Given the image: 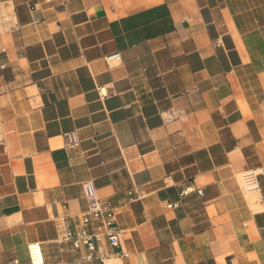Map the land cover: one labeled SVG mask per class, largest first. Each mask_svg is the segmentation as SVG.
Instances as JSON below:
<instances>
[{
    "label": "crops",
    "instance_id": "obj_1",
    "mask_svg": "<svg viewBox=\"0 0 264 264\" xmlns=\"http://www.w3.org/2000/svg\"><path fill=\"white\" fill-rule=\"evenodd\" d=\"M89 181L121 244L84 263L59 241ZM32 244L44 264H264V0H0V264Z\"/></svg>",
    "mask_w": 264,
    "mask_h": 264
},
{
    "label": "built area",
    "instance_id": "obj_2",
    "mask_svg": "<svg viewBox=\"0 0 264 264\" xmlns=\"http://www.w3.org/2000/svg\"><path fill=\"white\" fill-rule=\"evenodd\" d=\"M99 92L105 95L103 88ZM65 139L67 147H75L78 145V139L75 133L65 135ZM262 175V171L260 170H248L244 172L241 175L244 191L246 193H260V178ZM83 193L88 208L81 214L78 228L75 230L67 229L59 243H68L74 251L82 252L79 256L81 262L101 261L102 258L99 253L104 244L112 247H119L121 244V232L116 223L117 208L99 198L97 189L92 181L84 184ZM132 200L130 199V201ZM36 250L43 259L40 263H35L33 259V253ZM29 255L32 264H44L40 244H32L29 246Z\"/></svg>",
    "mask_w": 264,
    "mask_h": 264
},
{
    "label": "bare ground",
    "instance_id": "obj_3",
    "mask_svg": "<svg viewBox=\"0 0 264 264\" xmlns=\"http://www.w3.org/2000/svg\"><path fill=\"white\" fill-rule=\"evenodd\" d=\"M255 196H256L255 197L256 199L259 198L258 197L259 196L258 194H256ZM257 209H258V207H257ZM33 259H34V262L35 263H40L43 260L42 257H41V255H40V253L37 250L33 253ZM116 261L115 260L106 261V264H116L117 263Z\"/></svg>",
    "mask_w": 264,
    "mask_h": 264
},
{
    "label": "rangeland",
    "instance_id": "obj_4",
    "mask_svg": "<svg viewBox=\"0 0 264 264\" xmlns=\"http://www.w3.org/2000/svg\"><path fill=\"white\" fill-rule=\"evenodd\" d=\"M256 197V196H255Z\"/></svg>",
    "mask_w": 264,
    "mask_h": 264
}]
</instances>
